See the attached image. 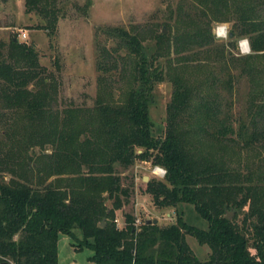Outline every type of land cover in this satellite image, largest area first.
Returning a JSON list of instances; mask_svg holds the SVG:
<instances>
[{
  "label": "trees",
  "instance_id": "16d2710c",
  "mask_svg": "<svg viewBox=\"0 0 264 264\" xmlns=\"http://www.w3.org/2000/svg\"><path fill=\"white\" fill-rule=\"evenodd\" d=\"M188 6L183 30L161 31L152 48L130 29L97 30L90 107L58 109L55 83L34 47L9 38L0 53V264H56L59 234L74 251L88 249L91 264H264V0ZM23 7L44 19L38 29L50 44L54 0H24ZM212 22L229 23L228 39L244 37L249 53L233 57L214 42ZM163 81L171 94L155 137L147 106ZM241 83L244 106L233 116ZM216 142L235 149L224 155ZM245 150L257 164L242 171ZM135 161L164 170L162 180L145 184L155 209L189 205L205 228L176 214L167 225L134 226L132 213L121 211L131 187L121 185L116 167ZM118 211L121 228L112 223ZM185 236L208 248L207 259L193 255Z\"/></svg>",
  "mask_w": 264,
  "mask_h": 264
},
{
  "label": "rangeland",
  "instance_id": "374dc122",
  "mask_svg": "<svg viewBox=\"0 0 264 264\" xmlns=\"http://www.w3.org/2000/svg\"><path fill=\"white\" fill-rule=\"evenodd\" d=\"M54 2L58 19L55 32L48 44L46 32L38 29V26L44 23V19L36 13H24V0H0V53H5V46L11 37L25 45L31 43L37 53V62L45 67L55 83L58 109L68 106H91L96 90L93 40L99 28L112 26L136 31L142 39V44L152 48L155 35L162 30L164 35L168 34L171 37L180 33L183 30V23L186 22L183 16L190 14L188 6L190 0H54ZM210 25L214 42L227 44V50L233 57L245 55L238 53L237 45L242 39L245 41L246 39L242 37L230 41L227 37L229 23L212 22ZM218 28L224 29V35L217 36V32H221ZM20 33L26 35L25 40L19 38ZM169 60H174V56L170 55ZM259 61L264 62L262 59ZM191 74L198 76L195 70ZM236 89L238 92H234L233 116L242 113L246 94L244 83ZM152 93L147 106L148 118L153 135L159 137L164 130V107L170 98V85L164 81L160 82L154 86ZM3 121L4 119L0 118V129ZM218 146L220 150H224V155L229 154L230 148L235 149L231 143H213L214 150L219 151ZM239 157L238 165L242 171L245 166L257 164V159L252 157L249 150L240 151ZM230 158L236 160L232 155ZM231 163L235 167L237 162ZM152 168L149 162L140 161H135L124 170L116 167L121 185L131 187L128 204L122 207L121 211L131 212L139 222L154 219L158 226L172 223L176 214L188 225L205 228L204 222L196 216L189 205L180 204L176 206V210L172 208L158 210L152 206L150 196L144 193L145 184L149 180H162L153 175ZM227 213L230 219L234 212ZM114 216L122 224L121 212H116ZM77 238H80L79 234ZM71 242L65 235L57 236L56 264H91L86 260L91 252L86 248L74 251ZM185 242L197 259H207L209 250L205 245H199L189 236H185Z\"/></svg>",
  "mask_w": 264,
  "mask_h": 264
},
{
  "label": "built area",
  "instance_id": "2783aa9c",
  "mask_svg": "<svg viewBox=\"0 0 264 264\" xmlns=\"http://www.w3.org/2000/svg\"><path fill=\"white\" fill-rule=\"evenodd\" d=\"M218 29H220L221 32L220 33L217 32V36L224 35V29L223 28H218ZM218 29L216 31H218ZM19 38L23 41V40H25L26 35L24 33H20ZM237 50H238V53L240 55L247 54L249 52L247 41H245L244 39H242V41L238 42ZM151 172L153 173V175L157 176L160 179H162L164 177L163 176L164 175L163 168L161 169L159 167H153ZM112 223L117 228H121V226H122V224H120L118 222V219L116 218V216L113 218ZM141 223L142 222H139L138 219L135 218L134 219V222H133V225L134 226H137V225H139Z\"/></svg>",
  "mask_w": 264,
  "mask_h": 264
},
{
  "label": "water",
  "instance_id": "95a60500",
  "mask_svg": "<svg viewBox=\"0 0 264 264\" xmlns=\"http://www.w3.org/2000/svg\"><path fill=\"white\" fill-rule=\"evenodd\" d=\"M162 32H164V30H162ZM15 39H13V41H14ZM146 181V180H145ZM225 218L228 220L229 219V214L226 212L225 213ZM148 223H150V224H156V220H146L145 222H144V224H148ZM100 225H102V222L100 223ZM2 264H5V263H2Z\"/></svg>",
  "mask_w": 264,
  "mask_h": 264
},
{
  "label": "crops",
  "instance_id": "0c3cea01",
  "mask_svg": "<svg viewBox=\"0 0 264 264\" xmlns=\"http://www.w3.org/2000/svg\"><path fill=\"white\" fill-rule=\"evenodd\" d=\"M121 212V211H120ZM123 212V211H122ZM166 216H168V214H166ZM157 222V221H156Z\"/></svg>",
  "mask_w": 264,
  "mask_h": 264
}]
</instances>
